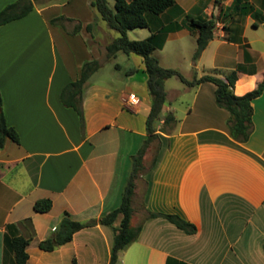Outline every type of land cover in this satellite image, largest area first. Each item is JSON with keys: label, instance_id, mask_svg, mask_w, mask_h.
Segmentation results:
<instances>
[{"label": "crops", "instance_id": "1", "mask_svg": "<svg viewBox=\"0 0 264 264\" xmlns=\"http://www.w3.org/2000/svg\"><path fill=\"white\" fill-rule=\"evenodd\" d=\"M15 1L0 0V10ZM40 2L26 16L0 26L3 111L20 138H8L0 147V264H15L7 242L14 234L31 237L27 264H74V259L76 264H110L111 225L82 228L51 251L40 243L56 232L66 213L87 222L121 204L133 155L148 135L152 98L144 58L131 53L119 62L120 52L111 57L122 86L96 77L107 45L119 32L112 31L92 0ZM63 15L73 20L53 22ZM147 17L150 27L142 28L140 39L167 28L158 49L173 44L176 53L186 38L197 40L192 20L214 18V37L193 65L223 78L243 65L237 95L264 80V33L253 32L264 27V0H176L165 12ZM156 52L163 66L176 68ZM92 60L102 66L84 84L82 123L62 92ZM136 88L142 89L140 98ZM216 88L210 81L170 88L166 80L158 151L148 165L153 145L147 149L133 197L134 217L178 213L195 223L197 232L186 233L164 217L146 218L118 264H168L169 257L172 264H264V92L252 101L254 131L240 142L232 135L229 110L216 100ZM130 95L140 101L130 105ZM170 112L177 121L166 130L164 117ZM41 198L52 199L49 211L34 209Z\"/></svg>", "mask_w": 264, "mask_h": 264}, {"label": "trees", "instance_id": "2", "mask_svg": "<svg viewBox=\"0 0 264 264\" xmlns=\"http://www.w3.org/2000/svg\"><path fill=\"white\" fill-rule=\"evenodd\" d=\"M39 1L41 0H17L8 4L5 8L0 10V26L26 16L34 9L36 2ZM113 1L114 4L112 5L111 0H92V5L107 22L108 26L119 32V35L106 47L107 57L110 58L116 56L119 52H123L128 55L136 53L144 58L146 71L148 73L147 86L152 98L151 108L147 116L148 135L141 148L133 155V168L124 189L121 204L99 219H93L87 222L75 220L66 213L62 217L56 232L51 237L41 241L40 246L45 250H54L58 246L71 241L78 230L100 222L114 227L115 238L110 264H118L121 251L137 240L143 228V222L137 226L133 225V197L135 194L136 179L146 168L144 165V156L147 149L153 141L159 139L158 124L163 118V109L167 102L166 80L173 76H177L182 82L191 87L206 81L215 83L217 86L216 100L220 106L229 110V125L232 135L240 142L248 141L254 131V107L252 101L264 92V80L261 81L256 88L243 95H237L234 92V87L238 79V70H243V65H239L238 69L233 70L226 78L215 73H205L201 76L195 73L192 79L187 78L177 68L163 66L159 57L155 54V51L164 45L168 32L167 28L154 32L143 39H131L128 36V32L137 28L150 27L147 15L149 13L161 14L165 12L176 5V0ZM61 20L73 19L63 15L54 18L53 22ZM189 26L196 27L198 31L197 47L192 57L196 64L203 51L214 37L216 20L214 18L192 20ZM81 27L82 25L80 23L77 24L74 32L78 31ZM87 28L92 29V24H88ZM101 66L102 63L100 60L85 62L79 78L71 81L62 92V100L65 104L73 106L78 110L81 115L82 123L84 121V112L82 108L84 84L90 79L94 72L101 68ZM134 70L135 68L130 69L127 74H131ZM176 121V116L172 112L167 113L164 117L163 128L165 129L167 126H173ZM8 138L16 142L20 141L17 130L15 127L9 125L6 120L0 91V147L5 145ZM52 206L53 201L51 198H41L35 202L34 209L39 212H47ZM150 217H164L186 233L192 234L196 233L198 230L195 223L178 213L149 211L145 219ZM118 220H120V222L116 225ZM9 228L13 229L15 225H10ZM30 241L31 237H26L24 235H8L7 242L14 251L15 264H27L30 256L28 252ZM172 261H174V259L169 257L168 264H172ZM74 264H76L75 259ZM178 264L189 263L178 261Z\"/></svg>", "mask_w": 264, "mask_h": 264}, {"label": "rangeland", "instance_id": "3", "mask_svg": "<svg viewBox=\"0 0 264 264\" xmlns=\"http://www.w3.org/2000/svg\"><path fill=\"white\" fill-rule=\"evenodd\" d=\"M43 1L45 2L47 0H42L41 2L40 1L39 2L43 3ZM78 1L85 2L86 0H78ZM111 4L112 5L114 4L113 0H111ZM112 31L114 33H117L116 30H112ZM141 31H146V30H143L142 28H137L134 31H129L128 35L131 39H140L141 38V35H140ZM253 32L257 34V37H259V35H262L264 33V27H262L258 30L255 29ZM196 41L197 40L194 37L186 38L183 41V44L182 45L180 44V46H179L180 53H176V51L173 50V47H172L173 44L170 45L164 51H160L159 49H157L156 53H160V55L163 58V62L165 65L171 64L169 66H172V65L175 66L189 79H192L193 76L195 75V73H197L198 75L200 73H215L211 70H205L204 71V69L196 68L193 65V58L192 57H193V54H194L195 49L197 47ZM120 53L121 54H120V57L118 58V61L123 62L122 59H124V57H125L124 55H126V54L123 52H120ZM116 62H117L116 60H111V57L109 58L106 56L104 58V61H103V63H104L103 68H102L103 70L98 72L95 76L102 78V79H105V80H108V81L113 80L114 85L120 86L123 83V79L119 78L120 73L115 68ZM181 85H182V81L177 76H173V77L167 79V86L170 88H172V87L175 88L176 86H181ZM134 90H136V94L140 98L141 93H142V89L136 88ZM165 129L167 130V127H165ZM152 145L153 146H152L151 150H149L148 165L152 164L154 157L157 154L158 141L157 140L153 141ZM137 209H138V207H137ZM146 216H147V214H145V213H143V214H141L140 212H139V214L137 213L136 216L133 218V225L137 226V225L141 224Z\"/></svg>", "mask_w": 264, "mask_h": 264}, {"label": "built area", "instance_id": "4", "mask_svg": "<svg viewBox=\"0 0 264 264\" xmlns=\"http://www.w3.org/2000/svg\"><path fill=\"white\" fill-rule=\"evenodd\" d=\"M139 101H140L139 98L135 95H130L128 98V103L130 105L137 104Z\"/></svg>", "mask_w": 264, "mask_h": 264}]
</instances>
